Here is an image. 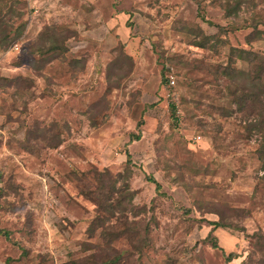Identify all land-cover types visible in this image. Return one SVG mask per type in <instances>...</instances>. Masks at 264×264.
<instances>
[{"label":"rangeland","instance_id":"obj_1","mask_svg":"<svg viewBox=\"0 0 264 264\" xmlns=\"http://www.w3.org/2000/svg\"><path fill=\"white\" fill-rule=\"evenodd\" d=\"M225 1L74 6L82 19H73L88 32L56 24L65 42L38 57L37 38L28 33L22 41L31 3L0 0V40L22 29L0 42V264H78L97 254L105 245L100 222L109 217L105 172L122 173L128 159L131 176L113 178L110 200L127 194L126 222L116 206L105 221L122 233L112 242L122 255L116 264H224L221 251L203 243L209 232L225 254L238 256L227 264H257L260 137L247 129L254 116L232 102L230 79L211 68L227 63L230 48L264 55V25L250 24L264 20V0L245 1L234 16H226ZM101 11L125 14L120 33L89 32L102 24ZM198 33L210 38L205 48L194 45ZM14 42L21 50L3 53ZM214 211L233 229L211 231L205 221L218 218Z\"/></svg>","mask_w":264,"mask_h":264},{"label":"trees","instance_id":"obj_2","mask_svg":"<svg viewBox=\"0 0 264 264\" xmlns=\"http://www.w3.org/2000/svg\"><path fill=\"white\" fill-rule=\"evenodd\" d=\"M245 1H247L248 3L251 2V0H226V3L224 4V6H222V9L226 13V16L237 15L241 5L246 3ZM1 20L2 19H0V22L2 23L3 21ZM1 23L0 27L2 25ZM250 24L252 25V27H256L258 24L264 25V20L262 21L251 19ZM58 27L59 25L53 24L51 26H46L43 28V30H41V32L37 36V39L35 40H38L39 44L37 45L34 41L35 43H33L32 45L31 50L34 54H36L38 57H41L50 52L56 53V51L59 49V46L66 40V37L64 35L56 32L57 30H59ZM60 31H64L63 33L69 32L67 29H62ZM21 32L22 29L20 32L17 31V33H3L1 35L2 37L0 42L6 43L13 38H17L21 35ZM255 34H260V32H255ZM197 37L201 38L203 42H198L199 38ZM197 37L196 41H194V45L199 48H205L206 44L208 45L210 38L204 37L202 33H198ZM253 38L254 37H248L247 40ZM45 45H47V47H45ZM229 52L230 56L228 57L227 63L224 65H215L213 68H211V71L215 76H222L230 79V87L227 88V91L228 94H230V97H232V102H234L235 106L238 110H240V112L245 111L248 115L252 114L254 116L247 123V129L249 131L253 130L257 132V134H259L260 139L258 142V148L255 153L257 160L261 163L262 168H264V55L254 53L249 50L246 51L240 48H230ZM39 60L33 59L32 62L34 63V61L37 62ZM238 61L244 62L246 64V69H237L235 65ZM162 83L167 84V80L164 76H162ZM171 109H173V105H171ZM41 137L43 140H45V135H42ZM58 138L59 137L57 135V144ZM129 162L130 161L128 159L126 168H124V171L122 173L113 175L107 171L105 172V177H107L108 181H110V193L105 200V203H107L105 205H102V207L105 208L104 210H106L110 218L108 217V219L101 220L100 228L102 231L99 234L100 238L105 241V245L101 244L96 246V248L98 249V253L80 260L78 264H116L122 260V255L117 254L114 247L112 246V242L118 240L122 236V233L119 230L115 231V227L113 226V224L110 225V228L106 227L105 221L110 222L111 218L114 217V206L117 207L121 215L126 211V207L124 206V204H122V202L124 201V198L127 197V194H125L124 196L122 195L120 197V200L115 205H112L110 200L112 198V195L114 193H117L114 187L115 180H113V178L122 179L123 177H125L126 179L131 176V171L128 168ZM97 182L98 184L100 182V186L97 187V190H99L102 188V181L99 177H97ZM157 186L158 185H156V188ZM133 194L134 192L132 191L129 193L130 199L132 198ZM93 195L95 196V194ZM230 212L233 211L230 209ZM210 213L214 215L216 214L218 216L216 220L205 221L206 225L211 226V231L217 228L233 229V225L228 222V218L225 213H223L222 211H214ZM125 219L126 216L122 215V223L126 222ZM123 228V232L125 233L130 231L129 228L125 227V224ZM258 240H260L262 244L258 243L256 245L258 251L261 252V256L257 260V264H264V236L258 235ZM203 243H207L212 249L221 251L224 258V264H227L238 257L235 253L225 254L218 246L217 240L211 232H209V234L206 236V239L203 241ZM144 245V240H141L138 242V244H132V247L134 250L140 251L144 247ZM73 264H77V262H74Z\"/></svg>","mask_w":264,"mask_h":264},{"label":"crops","instance_id":"obj_3","mask_svg":"<svg viewBox=\"0 0 264 264\" xmlns=\"http://www.w3.org/2000/svg\"><path fill=\"white\" fill-rule=\"evenodd\" d=\"M101 1L103 0H28V2L31 3L29 6L31 10L28 12L29 14H25L24 17L26 24L24 32H22L24 33L22 41L24 36L26 37L28 33H32L34 38H37L42 28L53 24H68L72 25V28L77 29L79 32H88L85 27H83V29L80 28L78 21L81 20L82 17L80 13H75V8L73 7L76 6L78 9H81V7L84 6L96 8L102 5ZM39 5H42L43 7L39 9ZM103 13L104 12L101 11L102 24L98 21L96 26H94V30H92L93 32H89L99 33L101 28L102 33H110L111 31H114V33H120V22L125 20L123 19L125 14L123 12L117 14L113 11V14L108 17L105 16V14H107L106 11L104 14ZM71 14H73V16H71ZM74 16H76V18L78 17V21L73 19ZM94 18L96 17L94 16ZM80 23H82V21ZM19 43L22 45L21 42Z\"/></svg>","mask_w":264,"mask_h":264},{"label":"built area","instance_id":"obj_4","mask_svg":"<svg viewBox=\"0 0 264 264\" xmlns=\"http://www.w3.org/2000/svg\"><path fill=\"white\" fill-rule=\"evenodd\" d=\"M21 50V44L19 43V42H14V43H12L10 46H9V48H8V50L7 51H5V52H3V53H7V52H18V51H20ZM2 53V54H3ZM170 83L171 84H173L174 82L171 80L170 81Z\"/></svg>","mask_w":264,"mask_h":264}]
</instances>
